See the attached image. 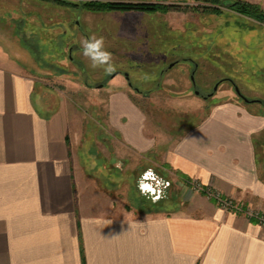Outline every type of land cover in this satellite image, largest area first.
<instances>
[{"label":"crops","instance_id":"crops-1","mask_svg":"<svg viewBox=\"0 0 264 264\" xmlns=\"http://www.w3.org/2000/svg\"><path fill=\"white\" fill-rule=\"evenodd\" d=\"M40 79L0 49V264H264V225L194 188L264 213L260 110L226 99L197 122L167 125L137 90L107 89L105 113L96 110L106 153L91 144L89 155L106 182L145 169L185 177L179 202L137 212L97 185L82 191L78 120Z\"/></svg>","mask_w":264,"mask_h":264},{"label":"rangeland","instance_id":"rangeland-1","mask_svg":"<svg viewBox=\"0 0 264 264\" xmlns=\"http://www.w3.org/2000/svg\"><path fill=\"white\" fill-rule=\"evenodd\" d=\"M67 1L73 5L0 0V49L38 74L48 100L75 112L83 192L97 185L113 201L139 207L137 212L153 202H179L182 177L168 169L144 176L145 169L130 179L106 182L101 157L89 156L97 153L93 144L106 153L104 141L97 139L104 121L96 110L105 113L107 89L119 85L144 95L141 105L167 125L197 122L226 99L260 110L264 119L262 105L247 104L237 93L264 102V24L222 5L215 13L207 0H157L167 8L150 12L93 11L79 5L84 0ZM240 1L264 11V0ZM93 34L102 36L112 53L116 72L122 73L116 80H110L115 73L92 69L82 55L81 39ZM140 182L151 191L161 188L160 197L153 199L155 191L148 189L141 195Z\"/></svg>","mask_w":264,"mask_h":264},{"label":"trees","instance_id":"trees-1","mask_svg":"<svg viewBox=\"0 0 264 264\" xmlns=\"http://www.w3.org/2000/svg\"><path fill=\"white\" fill-rule=\"evenodd\" d=\"M40 1V0H39ZM45 0H42L44 2ZM51 1V0H49ZM57 4L71 6L72 2L67 0H53ZM212 6H208V9H211L215 13H220L221 5L226 6L227 9L235 13H240L242 15L253 18L255 21L264 24V11L260 10L257 6L240 1V0H207ZM227 1V2H225ZM81 7L93 10V11H102V10H141V11H156L164 10L167 6H164L163 3L158 2L157 0H84L79 4ZM227 80L221 79L218 83ZM213 94V93H212ZM211 95V94H210ZM209 95V96H210ZM181 177H184L181 175ZM185 178V177H184Z\"/></svg>","mask_w":264,"mask_h":264},{"label":"clouds","instance_id":"clouds-1","mask_svg":"<svg viewBox=\"0 0 264 264\" xmlns=\"http://www.w3.org/2000/svg\"><path fill=\"white\" fill-rule=\"evenodd\" d=\"M82 47V55L90 61V67L92 69H102L106 74H112L117 71V66L114 62L113 55L105 47L104 38L98 37L95 34L82 38L80 41ZM146 176H155L152 169H149L145 174ZM141 195L147 196L145 191L146 184L140 182L138 184Z\"/></svg>","mask_w":264,"mask_h":264},{"label":"built area","instance_id":"built-area-1","mask_svg":"<svg viewBox=\"0 0 264 264\" xmlns=\"http://www.w3.org/2000/svg\"><path fill=\"white\" fill-rule=\"evenodd\" d=\"M194 188L198 191H203L208 198L214 199L219 207L231 209L236 212H243L249 217H255L260 224L264 225V213H261L260 210L251 209L249 207L243 208L242 205L234 203L231 199H225L218 192L206 187L203 188L198 183H194Z\"/></svg>","mask_w":264,"mask_h":264},{"label":"flooded vegetation","instance_id":"flooded-vegetation-1","mask_svg":"<svg viewBox=\"0 0 264 264\" xmlns=\"http://www.w3.org/2000/svg\"><path fill=\"white\" fill-rule=\"evenodd\" d=\"M198 92V91H197ZM210 94H212V92L210 93ZM210 94H208V95H204V98H210L211 96H209ZM241 94V93H240ZM239 93H238V95H239V97L240 98H242V96L243 95H240ZM244 97V96H243ZM246 98V97H245ZM243 99V98H242ZM247 100H244L243 99V101L245 102V103H247V104H250V103H255V104H258V105H262L263 107H264V102H262L261 100H252V99H248V98H246ZM146 189H148V191L150 192L151 191V187L149 188V186H147V188ZM153 191H155V189H153ZM153 191H151V192H153ZM161 191H162V189L161 188H157L156 189V191L154 192V194L153 195H151L152 196V198L153 199H156V198H159L160 197V193H161ZM157 193V194H156ZM156 196V197H155Z\"/></svg>","mask_w":264,"mask_h":264},{"label":"water","instance_id":"water-1","mask_svg":"<svg viewBox=\"0 0 264 264\" xmlns=\"http://www.w3.org/2000/svg\"><path fill=\"white\" fill-rule=\"evenodd\" d=\"M191 79H192V81H193V76H191ZM236 90H237V88H236ZM196 93H197V91H196ZM237 93H239L238 91H237ZM240 94V93H239ZM241 95V94H240ZM242 98L244 99V100H247L245 97H243L242 96Z\"/></svg>","mask_w":264,"mask_h":264}]
</instances>
